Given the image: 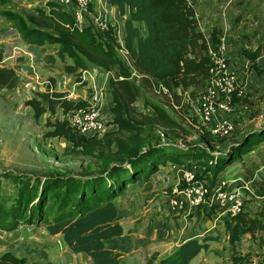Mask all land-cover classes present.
Instances as JSON below:
<instances>
[{
  "label": "trees",
  "instance_id": "obj_1",
  "mask_svg": "<svg viewBox=\"0 0 264 264\" xmlns=\"http://www.w3.org/2000/svg\"><path fill=\"white\" fill-rule=\"evenodd\" d=\"M7 1L0 0V14L11 19L10 23L21 39L38 45L45 40L67 45V36L59 40L54 38L51 30L42 27V22L34 14L25 15L9 9L10 6L6 9L3 4ZM106 1L116 5L123 16V46L131 66L123 64L122 58L107 42L108 37L98 34L95 39L93 34L88 33L91 32L90 27L84 26L83 31L87 33L81 39L85 41L88 56L93 52L98 55L96 61L99 66L115 69L117 65L119 68L115 76L108 79V92L114 112L111 122L116 123L117 130L124 131L127 137L122 139L123 142L113 137L107 142L108 145L115 142L120 146L117 145L109 155H102L100 168L95 171L51 174L43 179L34 177L32 180L25 177L19 183L15 196L0 200V227L12 230L19 222H42L47 233L59 234L70 250L87 254L92 264H122L121 257L133 248L134 239L121 222L127 210L118 197L125 194L130 183L143 179L148 189L151 186L150 176L160 165L172 162L193 168L197 177L206 178L210 185H214L227 167L235 160H240L245 152L253 150L254 144L257 146L264 141V126L244 134L240 141L222 154H215L212 150L227 138L215 140L207 130L202 132L201 139L214 149L199 144L189 148H180L173 143L165 145L158 135L147 140L141 139L147 133L145 127L133 120L129 113L134 109V102L141 100L142 91L149 86L160 91L164 87L165 95L169 96L166 105L160 103L164 108L150 101L154 117L163 124H175L165 107H173L172 102L179 104L184 89L197 86L209 77L208 45L209 42H218L221 31L213 27L208 41L198 27L192 0ZM49 4L51 9L56 7L68 17L71 14L55 2L49 1ZM46 19L51 18L46 16ZM63 30L67 31L65 28ZM112 30L110 27L104 33L109 35ZM259 50L260 47H257L244 53L254 60ZM254 66L260 76L262 69ZM133 71L139 76L134 77ZM17 79L12 68L0 65V87H15ZM245 96L249 99L248 94ZM24 102L33 109L35 116L44 112L56 114L59 111L52 121L48 120L52 126L49 134L66 139V149L91 153L104 142L105 137L81 134L68 122L67 114L73 109L84 107L87 104L85 100L68 99L63 92L54 88L50 91H35ZM142 102L145 105L146 98ZM140 139L145 142L139 144ZM166 190H171V187ZM257 194L263 197L253 210L244 208L229 217H221L230 244H236L243 235L249 234L256 246L264 247V191L259 189ZM202 206H206V203ZM209 208L208 213L215 211L217 205L211 204ZM216 239H219L218 233L207 234L202 240L185 238L164 254L152 252L145 264H188L207 247L209 240ZM22 261L23 258L9 251L0 254V264H19Z\"/></svg>",
  "mask_w": 264,
  "mask_h": 264
},
{
  "label": "rangeland",
  "instance_id": "obj_2",
  "mask_svg": "<svg viewBox=\"0 0 264 264\" xmlns=\"http://www.w3.org/2000/svg\"><path fill=\"white\" fill-rule=\"evenodd\" d=\"M51 1L60 5L54 0ZM222 3H224L223 0ZM3 6L6 9L10 6L9 9L16 10L22 14L25 13V15H28V13L34 14L42 22V27L51 30L54 38L59 40L63 36H67L69 42L66 46L59 41L49 40H45L40 45L32 42L28 43L21 39L17 30L11 25V19L0 14V49H2V58H4L3 61H0V65L12 68L18 78L15 87H0V200L15 196L19 183L25 177H30L32 180L34 177L43 179L44 176L51 174H82L95 171L100 168L101 156L109 155L111 150L119 145V143L115 142L108 145L107 142H110L112 137L120 139L119 142H123L127 137L124 131L117 130L118 126L116 123L113 124L111 122L114 112H112V100L108 92V79L110 76L114 77L119 68L117 65L115 69L99 66L96 61V57H99L95 52L88 56L87 53L89 51L85 47V41L81 39L87 33L83 31L84 26L90 27L91 32L88 33L94 36L101 34L104 37H108L107 42L111 44L118 56L122 58L123 64L131 66L122 45L123 16L119 13L116 17L118 19L116 20V26L101 28L96 23L95 17L100 13L107 19L110 14L108 11L106 15L99 12L98 4L88 6V10L83 13L85 20L80 25L76 24L73 6L69 9V6L61 5L64 7L62 9L71 13L72 19L70 15L69 18L60 9L56 7L51 9L43 2H35L34 0H9ZM106 6L108 5L106 4ZM115 6L113 5L112 9L117 13V7ZM46 16L51 19H46ZM260 24L258 27H260ZM110 27L113 30L109 32V35H106L104 32H108L107 30ZM64 28L67 31L63 30ZM200 29L207 38H210L212 29L208 25H203ZM97 31L101 33H95ZM252 35L254 37L251 39L247 38V41H250L249 44L247 42L240 43L235 51L238 56H241V68L245 72V81H247L244 94L246 93L250 97L247 99L244 96V101L240 102L243 105L237 106L236 114L240 117L237 121L239 122L237 123V131H234L223 144L214 149L201 139L202 132L206 130V126L195 120L193 116L188 115L190 114L188 107L190 109L192 105L190 101L182 103L183 95H181L182 98L179 104H175L176 106L170 108L165 107L166 112L174 118L175 124L161 123L159 119H155V112L150 101L159 105L163 102L166 105L165 102L169 96H166L163 90L160 91L149 86L142 91L141 100L134 102V109L129 113L133 120L143 124L145 127V132L147 133L141 139L147 140L158 135L162 144L165 145L173 143V145H179L178 147L188 146L189 148L193 144H199L208 146L209 149H214L212 151L215 154H222L221 152L226 151L235 142L240 141L244 134L264 126V32L260 35H256V33H252ZM96 36L95 39L97 38ZM257 47H260L259 55L254 60L244 53ZM29 54L32 56L30 60ZM227 60L229 61L228 55ZM32 61H34L33 65ZM254 65L262 69L260 76L254 70ZM30 66L35 72L30 70ZM84 69H88L90 73L87 79L79 81L78 78L82 75ZM132 75L134 77L139 76H136L134 71ZM47 81L52 84L53 88L63 92L66 98L85 100L87 104L84 107H90L92 99H96L101 95L95 109L99 110L100 116L103 117L104 128L97 136H103L105 139L91 153L68 150L66 149V139L49 134L52 126L48 124V120L52 121L56 114H59V111L56 114L44 112L39 116H35L33 109L25 104V99L34 95L35 91H44L46 88L45 82ZM207 85V83L203 82L194 86L191 88L190 95L196 96ZM102 91H104L103 97ZM94 94L97 95L94 97ZM143 98H146L147 101L145 105L142 102ZM251 98L253 103L250 101ZM161 106L164 108L163 105ZM246 106L249 107L246 108ZM57 110L59 109L57 108ZM123 138L124 140H122ZM141 139L139 144L145 142ZM260 145L262 146L259 148ZM253 147V151L251 150L248 156L246 155L249 152H245V157L242 156L240 160H235L233 163L236 167H232L229 170L226 168L223 175L224 177H229L233 174L231 175L232 177L235 175L234 170L236 169V172L240 175L241 172L238 169V165L242 163L241 160L244 158L249 160L250 164L258 163L257 166H260L261 169L256 173L258 176L255 184L257 185L254 190H257V192L259 189L264 191V141L257 146L254 144ZM247 168L244 172L255 176V173H252L253 169L250 166ZM139 180L131 188V190H136L134 193L125 191L124 196H121L125 200L123 206L125 208L130 207V211L127 209V213L121 219L126 229L130 228L132 219L136 217L134 213L130 214L131 211L133 212L131 207L136 206L138 208L152 203L154 200L148 199L151 196L156 197L157 195H154V192L157 190L161 191L160 187L153 189L150 186L146 189L148 184L143 179ZM141 186L142 191H138ZM144 190H147V193L143 192ZM7 202L10 203V201ZM131 235L135 237V234ZM60 238L59 234L47 233L42 222L40 224L19 222L17 227L12 230L0 227V254L5 251L15 253L18 257L23 258V261L19 264H74L76 254ZM171 240L176 241L173 240V235L170 240L146 242L144 246L147 249V256L154 251H157L159 255L170 251L179 243L176 241L177 243L174 244ZM252 244L256 246L253 239ZM134 249L133 245L130 251L123 254L121 257L122 264L139 263L140 253L137 249ZM244 249L245 247L239 248V253L243 252ZM239 253L236 256L241 255ZM255 253L264 262V254ZM205 255L207 256L206 253ZM251 255H244L243 253L241 256L246 258Z\"/></svg>",
  "mask_w": 264,
  "mask_h": 264
},
{
  "label": "crops",
  "instance_id": "obj_3",
  "mask_svg": "<svg viewBox=\"0 0 264 264\" xmlns=\"http://www.w3.org/2000/svg\"><path fill=\"white\" fill-rule=\"evenodd\" d=\"M34 1L43 2V4L50 7L49 1L51 0ZM192 1L196 17L198 18L199 28H202L203 25H208L211 29L216 27L220 29L221 32L223 30L226 32L229 64L235 67L240 74H243L241 68V56H238L237 52H235L236 47L243 42L249 44L250 41L248 42L247 38L251 39L254 37L252 33L260 35L264 32V0H223L224 3H222V0ZM91 4L92 6L98 4V11L104 15H106L108 11L110 14L107 18L108 20H118L116 18L119 13L117 6H115L117 7L116 13L112 9L113 5L107 3L106 0H93V3ZM106 4L108 6H106ZM259 23H261L260 27H258ZM227 26L228 28H226ZM208 41H210V38H208ZM261 146L262 145H260L259 148ZM249 154L250 152L246 156ZM246 160L245 158L242 159V163L238 165V169H240L241 172L240 175L236 172V169L234 170V176L231 177V175H233L231 174L229 177H224L222 174V177L231 180L229 186L233 188L236 187L241 192L244 197L245 208L253 210L259 202L257 191L254 189L257 185L255 184L258 176L256 173L261 168L260 166H257L258 163L250 164L251 162ZM233 165L234 164L227 167L228 170L232 167H236V165ZM248 166L253 169L252 173L254 172L255 176H251V173L248 175V173L244 172L245 169H248ZM176 167L177 164L172 162H166L165 164L160 165L158 170L150 176V182L153 189H158L160 187L161 191L157 190L154 192V195L157 196H151L148 199L154 200L152 203L138 208L136 206L131 207L133 212L131 211L130 214L134 213L136 217L132 219V224L129 226L130 228L126 229L124 227V229L130 234H135V237H133L134 250L137 249L140 253V261L137 264H145V261L151 254L150 253L147 256V249L144 246L146 242L170 240L172 235L173 240H176L177 242L188 237H195L202 240L207 234L217 233L219 234V239L209 240L207 247L195 255L188 264H234L235 262H242L244 264H264V262L260 260V257L255 255V252L264 254V247L254 246L249 234L243 235L234 245L228 242L224 225L221 220L223 215L220 213L219 209L214 208L215 211L208 213L210 208L207 204L202 207L180 209L171 208L169 206L167 194L178 186ZM240 180H244L247 184L240 185L241 183H238ZM139 182L142 185L140 180ZM136 183L137 181L130 183L126 191L134 193L136 190H131V188H133V185H136ZM167 187H171V190H166ZM138 191H142V186ZM143 192L147 193V190H144ZM118 201L122 203V205L123 203L125 204V200L122 199L121 196L118 197ZM127 209L130 211L129 206L126 210ZM176 241H172V243L175 244L177 243ZM242 247H245V249L244 251L242 250L243 252L239 253V248ZM236 251L241 255L243 253L244 255H252L247 256L246 258L239 255L241 258L236 259L234 258L238 257L236 256V254H238ZM75 254L76 260L74 264H92L87 254L82 252Z\"/></svg>",
  "mask_w": 264,
  "mask_h": 264
},
{
  "label": "built area",
  "instance_id": "obj_4",
  "mask_svg": "<svg viewBox=\"0 0 264 264\" xmlns=\"http://www.w3.org/2000/svg\"><path fill=\"white\" fill-rule=\"evenodd\" d=\"M60 5L69 6V9L74 7L76 24L80 25L85 20L83 14L88 10L92 0H54ZM107 2V1H106ZM108 3V2H107ZM111 5V4H110ZM95 17L96 23L101 28H108L110 25L116 26V20H108L105 16L98 13ZM123 31V28H122ZM123 32L121 34L123 45ZM219 40L216 44L208 45V54L210 57L209 77L206 78L205 83L208 85L199 92L196 96H191V86L184 89L181 93L183 95L182 103L190 101L191 108L190 116L195 120L205 125V129L210 136L215 140L228 137L237 129V122L240 117L236 114L237 106L243 98L244 88L247 84L246 77L227 60V34L225 31L220 32ZM125 49V47H124ZM126 51V49H125ZM25 53V51H24ZM127 53V51H126ZM32 56L29 54V60ZM2 58L0 61H3ZM34 61H32V65ZM30 70H35L30 66ZM26 71V70H25ZM90 71L84 69L82 75L78 78L79 81L87 79ZM45 82V90H52V84ZM163 91L165 92V88ZM104 91H102L103 97ZM97 94H94V97ZM195 95V94H194ZM101 97V95L99 96ZM98 98L92 99L90 107H79L73 109L67 114L68 122L79 133L86 135H97L104 128L103 117L100 116L99 110L95 109L98 104ZM235 98V99H234ZM250 98V97H249ZM250 101H253L251 98ZM173 106H176L172 102ZM249 106H246L248 108ZM178 186L167 194V201L171 208H194L200 207L203 203L208 206L216 204L217 209L224 216H230L245 208L244 197L236 187H230V181L223 178L222 175L214 185H210L206 178L197 177L193 168L177 165ZM238 183L247 184L244 180ZM260 200L263 196L258 195ZM234 264H244L242 262H235Z\"/></svg>",
  "mask_w": 264,
  "mask_h": 264
}]
</instances>
